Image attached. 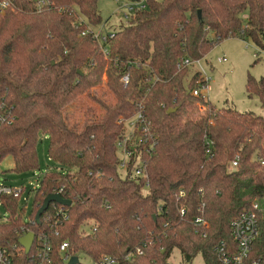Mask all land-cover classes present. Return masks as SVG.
I'll return each instance as SVG.
<instances>
[{"label":"trees","instance_id":"16d2710c","mask_svg":"<svg viewBox=\"0 0 264 264\" xmlns=\"http://www.w3.org/2000/svg\"><path fill=\"white\" fill-rule=\"evenodd\" d=\"M99 1L12 0L0 17V162L12 156V171H36L44 134L50 159L66 170L45 173L26 218L20 196L0 197L10 212L0 247L15 264H31L19 238L32 231L51 237L55 264H65L63 242L93 263L172 264L178 249L188 264L199 254L222 264L215 249L234 243L232 221L264 198V116L194 96L207 83L184 61H202L232 38L264 50V0H144L104 42L94 37L104 23ZM105 74L116 103L99 121L69 122L70 105ZM246 90L264 110V77H250ZM139 114L150 131L127 143L123 175L118 151ZM58 192L72 204L51 203L38 225L45 198ZM200 216L208 229L194 224ZM261 232L253 255L264 264V219Z\"/></svg>","mask_w":264,"mask_h":264},{"label":"rangeland","instance_id":"374dc122","mask_svg":"<svg viewBox=\"0 0 264 264\" xmlns=\"http://www.w3.org/2000/svg\"><path fill=\"white\" fill-rule=\"evenodd\" d=\"M144 0H141L143 2ZM136 2L130 0H100L99 10L104 20L103 25L97 30L103 36L129 24L128 17L133 14L129 6ZM226 58V62L219 59ZM201 73L209 80L208 88L204 94L212 104L218 108H234L239 112H253L264 116L260 99L257 96L250 98L246 84L250 77L259 80L264 77V50L253 41H244L239 38L227 39L216 45L203 59L199 66L195 65ZM194 70V68L192 69ZM117 99L109 87V79L105 74L101 84L85 93L68 108L69 122L75 124L91 123L100 120L108 108L116 103ZM205 109H200L203 113ZM67 115V114H66ZM196 118L197 115H193ZM129 124H126L127 135L131 132ZM38 155L40 168L34 172L23 174L12 171L15 163L12 156L6 157L0 162V184L7 185L16 191L23 193L19 197L20 214L28 217L33 209V197L40 180L45 173L51 170L62 171L59 164L53 162L49 157V137L40 134L38 141ZM126 149L122 146L118 155L125 158ZM125 175V169L120 170ZM62 172H66L63 170ZM264 209V202L261 203ZM202 217V216H201ZM10 212L0 204V224L7 223ZM210 226V225H209ZM88 229V226H84ZM81 264H93L92 260L81 254L78 256ZM172 264H188L182 253L175 249L171 255ZM192 264H207L203 256L199 254Z\"/></svg>","mask_w":264,"mask_h":264},{"label":"built area","instance_id":"2783aa9c","mask_svg":"<svg viewBox=\"0 0 264 264\" xmlns=\"http://www.w3.org/2000/svg\"><path fill=\"white\" fill-rule=\"evenodd\" d=\"M12 4H13L12 0H0V17L12 6ZM137 8H145V3L137 2L129 6V10L132 12H134ZM94 37H96L101 42L105 41V36H103L102 33L100 32L96 33ZM104 53L107 56L108 50L104 49ZM219 61L226 62L227 59L221 58L219 59ZM200 63L201 61H193L190 59H186L184 61V65L186 66H191V65L199 66ZM203 77L207 85H203V87H201L200 89H195L193 91V95L196 97L203 95L205 101L207 102L208 100L204 92L208 88L209 80L204 75ZM123 81L125 82V84H127L129 82V77L128 76L124 77ZM144 121L145 120L143 119L142 114H139L136 116V119H133L129 123L128 127H129V130L131 128V132L128 135H126L127 137L125 138V141L123 142V144L120 145V148L124 146L126 149V153L124 155L125 158H122L119 156L120 161H121L120 170L122 169L126 170V167L130 161V158L133 155L132 151L128 150L126 146L129 140L133 139L134 136L136 135L135 132L140 130L146 134L150 131L149 126H146V127L143 126ZM238 161H239V158L234 160L231 164V168L237 167ZM134 176H137V177L144 176V172L141 166H139L135 170ZM22 193H23V190L16 191L10 186L0 184V197L13 196L17 198L21 196ZM60 193L61 192H58L57 194H60ZM183 193L184 192H181L182 195ZM262 202H264V198L262 200L256 201L253 204L252 209L246 210L240 213L232 221L231 233H232V238H233L234 243L233 244L221 243L215 249L222 264H263L262 257L255 258L253 255L257 241L259 240L261 233H262L261 232V219H264V209L261 206ZM184 214H185V211L182 210V215ZM194 224L198 227H202V229L209 228V222L205 219L204 216L197 217L194 220ZM204 236H206V233L204 234ZM53 247H54L53 242L49 235L45 233L37 235L35 233V241H34L32 250L29 253V254H31L32 252L34 253L31 264H55V259L53 257ZM68 248H69L68 242H63L59 247V252L61 253L63 262L65 264H68L71 258L73 257L72 255L68 254ZM138 253L141 254L142 251L139 249ZM0 264H15L11 252L8 249L2 248V247H0ZM93 264H116V261L110 257H102L98 263H93Z\"/></svg>","mask_w":264,"mask_h":264},{"label":"water","instance_id":"95a60500","mask_svg":"<svg viewBox=\"0 0 264 264\" xmlns=\"http://www.w3.org/2000/svg\"><path fill=\"white\" fill-rule=\"evenodd\" d=\"M199 18H201V12L199 11ZM175 110H169V112H174ZM58 203L63 206H70L72 204L71 201L64 199L60 194H50L48 195L42 207L38 211L36 215V223L40 225L42 215L48 210L51 203ZM35 241V233L29 232L25 236L19 238V244L25 249L26 255H28L33 247ZM68 264H80L79 258L77 256H73Z\"/></svg>","mask_w":264,"mask_h":264},{"label":"crops","instance_id":"0c3cea01","mask_svg":"<svg viewBox=\"0 0 264 264\" xmlns=\"http://www.w3.org/2000/svg\"><path fill=\"white\" fill-rule=\"evenodd\" d=\"M208 101H210L209 99H207ZM211 102V101H210Z\"/></svg>","mask_w":264,"mask_h":264}]
</instances>
